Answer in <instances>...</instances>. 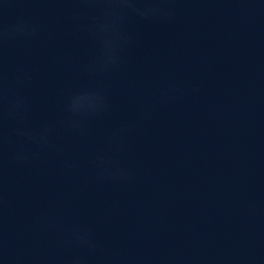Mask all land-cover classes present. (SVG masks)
Returning a JSON list of instances; mask_svg holds the SVG:
<instances>
[{
	"label": "clouds",
	"instance_id": "obj_1",
	"mask_svg": "<svg viewBox=\"0 0 264 264\" xmlns=\"http://www.w3.org/2000/svg\"><path fill=\"white\" fill-rule=\"evenodd\" d=\"M99 2L108 4L109 6L122 5L130 8L134 7L135 5V0H99ZM109 10H114V9L110 8ZM89 98H91L92 100V103L88 106L89 108L94 109L95 107H97L99 104L102 103V98L99 95H93L90 96ZM4 102H8L10 104V110H19L20 108H22V103L19 100L16 101L7 100V97L4 96L3 94V87L2 85H0V103H4ZM82 108L83 107H76L74 106V103H72L70 110L73 112H80Z\"/></svg>",
	"mask_w": 264,
	"mask_h": 264
}]
</instances>
